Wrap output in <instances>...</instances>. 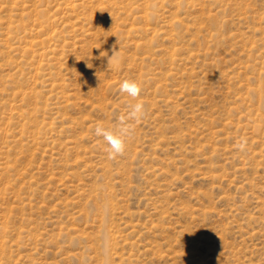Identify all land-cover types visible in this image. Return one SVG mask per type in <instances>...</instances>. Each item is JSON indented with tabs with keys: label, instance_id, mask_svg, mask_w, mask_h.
<instances>
[{
	"label": "rangeland",
	"instance_id": "obj_1",
	"mask_svg": "<svg viewBox=\"0 0 264 264\" xmlns=\"http://www.w3.org/2000/svg\"><path fill=\"white\" fill-rule=\"evenodd\" d=\"M0 264H264V0H0Z\"/></svg>",
	"mask_w": 264,
	"mask_h": 264
},
{
	"label": "clouds",
	"instance_id": "obj_2",
	"mask_svg": "<svg viewBox=\"0 0 264 264\" xmlns=\"http://www.w3.org/2000/svg\"><path fill=\"white\" fill-rule=\"evenodd\" d=\"M116 53L117 51H114L113 54L107 58L109 63L116 58ZM119 91L127 94L132 99L137 100L135 104L130 105L131 110L128 113L127 119L139 121L144 116L145 112L144 103L138 99L142 92L141 84L135 80L126 79L119 85ZM120 124L121 126L116 130L104 128L99 125L95 128V134L102 137L108 145L110 159L115 158L119 154H123L125 151V141L123 137L129 132V128L125 125L124 117L120 118ZM246 144L247 141L242 138L238 148L243 151Z\"/></svg>",
	"mask_w": 264,
	"mask_h": 264
}]
</instances>
